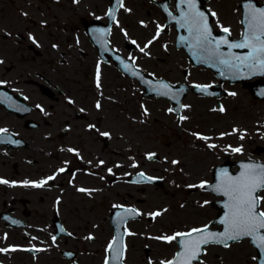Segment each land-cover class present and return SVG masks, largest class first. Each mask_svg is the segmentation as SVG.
Instances as JSON below:
<instances>
[{
    "label": "flooded vegetation",
    "instance_id": "flooded-vegetation-1",
    "mask_svg": "<svg viewBox=\"0 0 264 264\" xmlns=\"http://www.w3.org/2000/svg\"><path fill=\"white\" fill-rule=\"evenodd\" d=\"M7 1L10 4L0 1V129L7 130L0 132V180L8 181L0 183V249L5 250L0 251V264H106V261L107 264H168L177 248L171 251L168 262L160 259L159 236L147 232L156 216L145 220L139 207L145 201L138 196L143 185L129 181L143 171L135 166L130 172L127 165H122L121 171L125 172L122 177L112 179L110 175L108 181L112 184L124 182L125 186L138 189L126 195L133 203L124 201L118 206L135 209L142 217L128 221L123 254L113 262L110 259L109 245L115 237L111 221L113 206L109 205L108 218L102 223L95 224L89 219L93 212L89 205L98 203L97 194L104 193L106 157L111 155L112 111L108 95L101 79L97 87V78L64 75L59 69V6H55L59 0ZM17 1L25 6L20 11L23 29L15 28L18 20L11 21L8 16ZM74 1L80 4L83 0ZM128 1H124L110 33L106 25L110 21L112 0H104L102 14L95 11L89 17H81L84 35L76 38L80 53L87 54L84 49H89L99 56L101 49L107 51L106 43L109 42L111 49L124 56L141 50L153 55L157 52L155 39L160 34L176 33L175 27L166 26L167 16L161 7L169 3V8L175 11V0H141L140 5L144 6L145 17L149 20L125 21L121 14ZM206 7L215 13L212 15L214 31L219 33L228 28L232 38L238 41L246 31L248 9H264V0H208ZM133 13L131 9L127 16ZM139 37L151 41L141 45ZM83 38L87 42L82 41ZM143 45L148 49H142ZM62 62L60 66L67 63L65 59ZM98 73L101 76L102 71L95 72L96 77ZM189 73L184 70L187 77ZM248 83L264 87V77H254ZM233 86H240L251 97L248 125L241 131L235 130L236 140L225 153L218 151L219 137L215 129H212L214 135H202L206 139H201L204 159L200 183L187 191L199 194L200 198L193 203L185 196V205L196 206L186 214L191 225L184 228L186 230L209 226L215 230L222 228V225L212 226L224 213V196L217 195V186H213L220 173L233 176L240 170L239 163L244 161L264 165V89L255 95L244 84L220 82L225 97L222 101L213 98L217 110L228 111L225 101L231 96L227 88ZM236 148L241 151H233ZM42 181L47 183L35 186ZM202 183L203 188L200 187ZM259 196L264 197V190ZM259 210L264 212V199L260 201ZM132 238L138 242L133 245L135 255L130 254ZM173 242L171 245L175 247L176 240ZM241 243L250 246V258L253 264H259L264 250L251 240L234 242L227 247L210 245L199 264H218L216 259L219 264H225L221 251ZM211 247L218 252L216 258L206 262Z\"/></svg>",
    "mask_w": 264,
    "mask_h": 264
},
{
    "label": "rangeland",
    "instance_id": "rangeland-1",
    "mask_svg": "<svg viewBox=\"0 0 264 264\" xmlns=\"http://www.w3.org/2000/svg\"><path fill=\"white\" fill-rule=\"evenodd\" d=\"M0 1L10 4L7 0ZM140 1H128L121 14L125 21L140 18L149 20L145 17L146 12ZM56 5L59 6L57 12L61 46L59 69L64 71V75L76 74L81 79L97 78L95 72L102 71L99 79L102 80L109 98V108L112 111L111 155L106 157L107 178L102 182L104 193L97 194V199H100L98 203L89 205L93 210L89 219L95 224L102 223L103 219L108 218L110 204L114 207L124 201L133 203L126 195L130 191H138L136 187L125 186L124 182L112 184L108 179L110 175L112 179L122 177L125 174L121 171L122 165H127L130 172H133L137 166L138 170H142L146 175L163 180V185L160 187L144 185L138 196L145 201L144 205L139 206L145 220L157 212L161 213L147 232L158 234L160 259L168 261L172 257L171 251L177 246L175 244V247H172L174 240L169 242L161 238L174 236L191 226L187 222L186 214L196 206L185 205V196L187 195L193 203L200 198L199 194L187 192L188 188L198 187L200 183L201 162L204 159L200 137L204 133L214 135L212 129H215V134L219 137L218 151L225 153L236 140L233 137L235 130L241 131L248 125L251 97L240 86L227 88L231 97L225 101L228 106L225 114L212 111L216 106L212 99H200L190 94L184 103L183 116L187 119L179 122L173 114L170 102L144 97V89L139 82L125 77L114 64H104L98 60L99 56L89 49H84L87 54L80 53L76 38L84 35L81 17H89V14H94L95 11L102 14L105 7L104 0H83L80 4H76L74 0H59V4ZM24 7L19 1L14 2L13 11L8 14L11 21L18 20L16 24L19 27L16 25L15 28L23 29L20 11ZM131 9L134 13L127 16ZM5 24L10 23L5 22ZM146 39L147 37H139L141 45L151 41ZM81 40L87 42L84 38ZM155 46L157 52L153 55L144 53L145 50L127 55L135 58L140 69L146 73L173 83H205L215 80L206 69L190 66L185 52L175 47L174 33L160 34L155 39ZM142 49L148 48L143 45ZM62 58L67 62L65 66H60L63 63ZM187 68L190 69V73L185 77L184 70ZM152 155L159 156L160 159L153 162L149 159ZM137 243L136 239L130 240L132 244L130 254H136L133 245ZM209 249L206 262L216 258L218 252L214 247ZM249 250L251 248L247 243H241L229 250H222L221 253L224 254L223 257L225 256V264H253ZM216 262L219 264L217 259Z\"/></svg>",
    "mask_w": 264,
    "mask_h": 264
},
{
    "label": "snow or ice",
    "instance_id": "snow-or-ice-1",
    "mask_svg": "<svg viewBox=\"0 0 264 264\" xmlns=\"http://www.w3.org/2000/svg\"><path fill=\"white\" fill-rule=\"evenodd\" d=\"M194 11L185 17V24L189 31H195V44L203 49L205 52L209 51V45L215 43L216 50L219 49L220 44H226L230 48H247L250 49L248 55L243 58H237L239 64H243L249 69H259L260 74L264 75V9H257L250 7L246 14V31L242 33V40L237 43H230L227 38L221 41H213L211 39V31L207 24V17L199 11H195V0H184ZM111 15V13H109ZM214 16L215 13H212ZM223 31L230 34V29L223 28ZM133 43H135L133 41ZM211 58V57H209ZM220 63L229 65V67H238V65L231 64L228 60H221ZM2 63V61H0ZM97 87H99V73L97 74ZM167 88V85H164ZM97 108L100 104L97 103ZM169 111H172L169 109ZM223 111V108H221ZM181 120L187 117L181 116ZM6 129H0V132H6ZM107 135V133H105ZM206 139L205 137H200ZM215 147V145H210ZM233 151L240 152V148L233 149ZM173 163H177L173 161ZM244 171L237 177L228 176L224 174V179L217 186L216 190L222 192L229 198L228 215L225 217V223L228 225L223 234H216L207 232L206 229H192L188 233H176L171 237H162L167 241L177 239V237H188L187 241L183 242V251L179 253L180 261L177 264H192L198 259L202 245L210 243H222L225 247L228 246V241L239 240L245 236L253 237L254 242L258 240V246L264 250V235L260 232L264 229V212H257L261 199L257 193L264 190V165L246 164L243 166ZM60 171H64L61 169ZM143 176V173L140 174ZM49 177L48 179H54ZM149 180L152 178L149 177ZM0 183H8L6 180H0ZM47 181H42L36 184V187H41ZM200 187H205L202 183ZM85 191V189H80ZM135 211V210H132ZM157 212L154 215H160ZM193 233H198L197 238H193ZM114 240L112 244H115ZM109 250H112V245H109ZM0 251H5L0 249ZM107 264V261H106ZM173 264V262H168Z\"/></svg>",
    "mask_w": 264,
    "mask_h": 264
},
{
    "label": "water",
    "instance_id": "water-1",
    "mask_svg": "<svg viewBox=\"0 0 264 264\" xmlns=\"http://www.w3.org/2000/svg\"><path fill=\"white\" fill-rule=\"evenodd\" d=\"M123 0H119V2H114V5L111 9V15L114 17ZM177 9L178 13L176 15L170 14L169 15V23H176L178 27L179 35L177 37V47L178 48H185L187 53L190 56V61L193 62L194 65H200L205 64L211 68L217 73V75L224 79H229L232 81H241L246 80L250 76L260 73L259 69H244L242 64H239V60L237 58H243L245 57L243 54H241L238 50L239 48H230L226 44H220L219 49L216 50V44L213 43L209 45V51L205 52L203 49H201L199 46L195 44V37L196 32L189 31V28L187 26H181L185 24V17L189 14L188 11L184 9V6L187 5V3L184 2V0H178L177 1ZM113 20V19H112ZM209 20L207 21L208 27H209ZM210 29V28H209ZM211 31V30H210ZM227 38V40L230 43H236L233 41L228 35L222 34L215 36L211 32V39L213 41H221L223 39ZM211 57V58H209ZM221 60H228L233 65H238V67H229V65L220 63ZM122 63L119 62L118 66L121 68L122 71H124L126 74L130 75L132 78H138L142 85L147 87V90L145 92V95H151L153 94L156 97H165L172 100L173 103H176L178 105L177 111L180 112L182 109V100L185 98L187 93L189 91H194L199 94H202L204 91V87L200 86H193L188 87L181 85L179 87L173 88L170 84H168L165 81H158L152 77L145 76L141 71H138L133 67V63L130 61H124L121 60ZM164 85H167L168 87L165 88ZM144 182H156L155 180H149L148 177H143ZM115 225L117 226V239L116 243L114 244V247H117V244L119 245L120 239L124 236V223L121 225L120 221H113ZM207 232H211L209 230H206ZM216 234H221L217 232H211ZM199 236L198 233L193 234V238H197ZM248 236H245L243 238H247ZM188 237H182V240L180 242L181 246V252L183 249V242L187 241ZM242 239V238H241ZM204 245L201 246V248ZM115 249V248H114ZM180 252V253H181ZM180 256L177 258V261H180ZM194 262V261H193ZM192 262V263H193Z\"/></svg>",
    "mask_w": 264,
    "mask_h": 264
}]
</instances>
